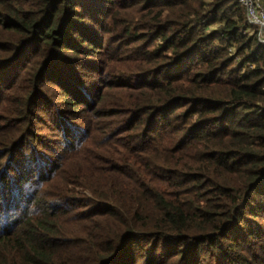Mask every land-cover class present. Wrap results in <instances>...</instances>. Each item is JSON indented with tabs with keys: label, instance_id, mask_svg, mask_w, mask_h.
<instances>
[{
	"label": "trees",
	"instance_id": "16d2710c",
	"mask_svg": "<svg viewBox=\"0 0 264 264\" xmlns=\"http://www.w3.org/2000/svg\"><path fill=\"white\" fill-rule=\"evenodd\" d=\"M0 264H264L237 0H0Z\"/></svg>",
	"mask_w": 264,
	"mask_h": 264
},
{
	"label": "built area",
	"instance_id": "2783aa9c",
	"mask_svg": "<svg viewBox=\"0 0 264 264\" xmlns=\"http://www.w3.org/2000/svg\"><path fill=\"white\" fill-rule=\"evenodd\" d=\"M244 9L247 22L264 46V0H237Z\"/></svg>",
	"mask_w": 264,
	"mask_h": 264
}]
</instances>
